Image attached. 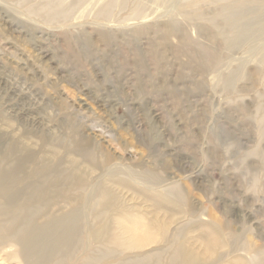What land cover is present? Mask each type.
Segmentation results:
<instances>
[{
	"label": "rangeland",
	"instance_id": "1",
	"mask_svg": "<svg viewBox=\"0 0 264 264\" xmlns=\"http://www.w3.org/2000/svg\"><path fill=\"white\" fill-rule=\"evenodd\" d=\"M263 25L261 0H0V159L79 164L68 264L105 225L122 264H264Z\"/></svg>",
	"mask_w": 264,
	"mask_h": 264
},
{
	"label": "bare ground",
	"instance_id": "2",
	"mask_svg": "<svg viewBox=\"0 0 264 264\" xmlns=\"http://www.w3.org/2000/svg\"><path fill=\"white\" fill-rule=\"evenodd\" d=\"M236 11L235 14L240 13V10ZM50 151L53 156L57 154L55 150ZM29 165L24 158L14 154L0 159V261L4 264L14 259L19 260V264L72 263L83 245L81 226L86 213L83 211L85 198L80 192L87 182L85 175L80 174L81 168L72 158L64 165L70 168L68 171L54 173L44 166L37 176L27 181ZM116 200L112 188L103 185L98 202L103 204L101 207L105 212L94 216L90 210L88 217L104 223L106 213ZM155 226V222L149 223L150 229L155 230ZM132 234L137 242L133 241L131 248L146 246V239L141 240L135 230ZM93 236V242L100 244L104 251L110 249V254L101 253L94 258L87 254L83 264H93L96 258H102L105 264H122L116 259L123 257L122 248L128 242L123 244L121 239L113 237L108 225L93 231ZM12 248L15 250L8 252ZM181 262L192 264L193 259L189 256Z\"/></svg>",
	"mask_w": 264,
	"mask_h": 264
}]
</instances>
